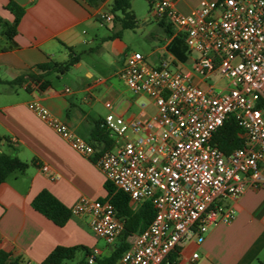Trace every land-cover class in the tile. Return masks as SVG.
Masks as SVG:
<instances>
[{"label":"built area","instance_id":"built-area-1","mask_svg":"<svg viewBox=\"0 0 264 264\" xmlns=\"http://www.w3.org/2000/svg\"><path fill=\"white\" fill-rule=\"evenodd\" d=\"M147 1L152 15L172 24L190 54L196 53L188 72L172 69L165 59L150 66L139 52L125 56L117 77L132 94L153 100L154 115L124 119L107 113L102 126L114 144L96 152L38 100L27 107L72 149L95 154L105 180L133 206L152 204V221L114 264H194L197 253L174 263L169 255L181 242L196 237L201 243L210 228L233 221L235 210L223 199L235 200L248 188L264 191V109L257 106L264 105V0H199L188 12L176 6L179 0ZM97 19L113 17L101 13ZM213 73L226 81L224 88H203L193 79ZM230 115L244 145L224 154L211 137ZM69 211L87 216L90 232L115 244L122 222L108 199L81 196ZM94 262L89 254L87 263Z\"/></svg>","mask_w":264,"mask_h":264},{"label":"crops","instance_id":"crops-1","mask_svg":"<svg viewBox=\"0 0 264 264\" xmlns=\"http://www.w3.org/2000/svg\"><path fill=\"white\" fill-rule=\"evenodd\" d=\"M108 1L26 0L24 5L15 2L23 8V14L13 36L14 47H10L0 28V137L4 138L0 153L15 155L28 165L24 172H14L0 184V250L12 259L40 264L55 247L64 246L76 247L71 259L79 253L78 264H88L89 254L107 257L114 248V244H106L90 232L87 216H71L63 226H57L32 208L31 201L41 190L50 192L67 209L81 196L104 200L107 193L95 154L85 156L72 149L27 107L30 101L38 100L77 136L95 143L96 152L100 151V144L95 142L93 133H107L113 139L102 127L107 113L124 119H147L156 113L152 99L132 94L117 77L125 56L132 52L120 36L121 31L110 25L111 34L103 35L101 45L93 47L98 38L92 19L104 13ZM8 2L0 0V19L12 22L13 14L6 8ZM176 6L188 12L194 5L179 0ZM168 41L165 36L158 49L165 51ZM67 47L79 60L63 76V85L39 91L29 81L20 86L15 83L39 64L67 60ZM158 49L150 54L154 65L143 56L148 65L156 66L162 60L154 56ZM102 50L111 56L107 61L100 54ZM168 56L175 70L192 69L190 55L184 63L173 62V57ZM211 76L193 79L203 88L209 84L218 89L225 87V80L221 85L220 78L211 81ZM41 165H46L48 171L42 172ZM221 202L234 208L233 221L210 228L201 243L196 237L181 242L176 259L197 253L194 264H264V191L248 188L237 199Z\"/></svg>","mask_w":264,"mask_h":264},{"label":"trees","instance_id":"trees-1","mask_svg":"<svg viewBox=\"0 0 264 264\" xmlns=\"http://www.w3.org/2000/svg\"><path fill=\"white\" fill-rule=\"evenodd\" d=\"M149 2V1H148ZM150 4V2H149ZM6 8L13 14V21L7 22L0 19V28L2 35L10 42V47H14L13 36L16 33V26L23 14V8L13 0H9ZM119 11L122 15L120 18L121 27L123 29H133L135 27V18L130 10L129 0H113L111 13L113 19L114 12ZM163 33L169 38L165 45V51L173 57V62L184 63L190 52L187 49L184 37L177 32L172 24L165 19L158 21ZM69 56L67 60L58 62L49 60L46 63L36 66L35 71L26 72L24 75L15 80L17 85L29 81L37 86L39 91L50 87V77L53 74L57 76L66 74L69 69L79 60L77 54L72 49L67 47ZM259 107L264 109V105L258 103ZM103 127V126H102ZM242 129L238 126L235 119L230 115L225 122L212 134L211 143L222 151L224 154L230 153L233 149L243 147L244 139L242 137ZM95 135V142L100 144V152L110 149L114 140L108 137L107 133ZM4 139L0 137V141ZM93 146L95 143H92ZM27 163L21 161L17 156L9 153H0V184L12 173H22L27 168ZM106 199L113 205L116 216L122 222V230L114 244V248L107 257H96V264H114L120 255L128 250L131 239L142 230H144L152 221L155 210L150 202H143L133 206L127 194L115 190L113 185L105 182ZM31 206L41 215L52 221L57 226H63L66 221L72 216L69 209L61 204L50 192L41 190L31 201ZM76 247H55L40 264H60L64 260H69L74 256ZM178 247L169 255L171 263L176 261ZM20 258L12 259L10 254L0 250V264H20ZM83 264V263H82ZM263 264V263H260Z\"/></svg>","mask_w":264,"mask_h":264},{"label":"rangeland","instance_id":"rangeland-1","mask_svg":"<svg viewBox=\"0 0 264 264\" xmlns=\"http://www.w3.org/2000/svg\"><path fill=\"white\" fill-rule=\"evenodd\" d=\"M189 5H196L199 0H187ZM113 0H109L104 8V13L110 12L112 8ZM130 10L135 18V27L133 29H123L121 27L120 18L122 17L119 11L114 12L115 17L118 19H113L110 22L99 21L98 19H92V22L97 26V30L94 32L97 35L98 42L93 46L94 48L99 47L101 45V37L103 35L111 34V30L109 28L110 25H114L116 29L121 31L120 36H122L123 41L127 44V47L132 52H139L143 56L146 57V61L151 65H154L153 57L150 55L151 51L154 49H158L163 44V38L165 34L162 32L161 27L158 25L157 19L151 13V7L147 0H129ZM112 15V13H111ZM92 32L94 30H91ZM100 54H103V50ZM155 57H159L165 60L169 59L168 53L164 50H157V53H154ZM196 56V53L192 52L190 57ZM111 56L107 53L103 54V59L107 61ZM60 59V58H57ZM63 59V58H61ZM172 69H176V66L171 65ZM63 76L66 74H61L57 76L53 74L50 77V82L52 86H61L63 85ZM218 75L213 73L211 76V81H215L218 79ZM220 84H224V80L220 79ZM80 259V255H78L74 259L64 260L63 263L60 264H78ZM22 260V259H21ZM20 264H27L25 260H22Z\"/></svg>","mask_w":264,"mask_h":264},{"label":"water","instance_id":"water-1","mask_svg":"<svg viewBox=\"0 0 264 264\" xmlns=\"http://www.w3.org/2000/svg\"><path fill=\"white\" fill-rule=\"evenodd\" d=\"M26 0H15V2H17L20 5H24L26 2Z\"/></svg>","mask_w":264,"mask_h":264}]
</instances>
